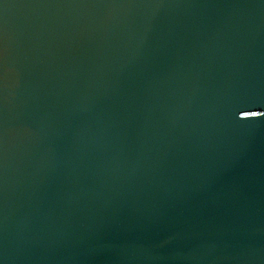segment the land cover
<instances>
[{
	"label": "water",
	"instance_id": "1",
	"mask_svg": "<svg viewBox=\"0 0 264 264\" xmlns=\"http://www.w3.org/2000/svg\"><path fill=\"white\" fill-rule=\"evenodd\" d=\"M0 264H264V0H0Z\"/></svg>",
	"mask_w": 264,
	"mask_h": 264
}]
</instances>
